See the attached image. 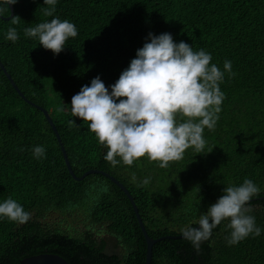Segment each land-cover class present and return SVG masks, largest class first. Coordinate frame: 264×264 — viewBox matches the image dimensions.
Instances as JSON below:
<instances>
[{"label": "trees", "instance_id": "obj_1", "mask_svg": "<svg viewBox=\"0 0 264 264\" xmlns=\"http://www.w3.org/2000/svg\"><path fill=\"white\" fill-rule=\"evenodd\" d=\"M10 6L16 24L2 19ZM10 6L0 13V63L26 100L49 112L77 178L96 170L125 187L148 237L162 238L151 264H264V0H57L51 17L44 0ZM53 18L78 31L59 55L24 32ZM9 28L18 33L15 43L6 39ZM150 33L211 54V64L224 72L225 99L215 129H204L203 153L189 148L163 169L147 157L113 167L88 124L72 116L71 100L96 77L111 92ZM36 146L45 148L44 158H35ZM145 178L150 183L140 186ZM246 178L260 190L246 206L261 234L229 245L225 220L197 250L182 230L198 227L224 188ZM9 198L31 218L20 224L0 217V264L41 254L68 264H145V239L125 193L101 174L74 180L43 113L0 68V203Z\"/></svg>", "mask_w": 264, "mask_h": 264}, {"label": "clouds", "instance_id": "obj_2", "mask_svg": "<svg viewBox=\"0 0 264 264\" xmlns=\"http://www.w3.org/2000/svg\"><path fill=\"white\" fill-rule=\"evenodd\" d=\"M17 2L2 0L0 13L9 11V6ZM56 3L57 0H44L45 5L51 6L45 8L46 16H53ZM19 20L13 17L11 23ZM24 32L28 37L38 38L39 44L54 55L64 50L69 38L78 35L73 23L58 18L28 27ZM6 39L13 43L19 39L15 28H9ZM149 40L137 50L136 58L111 86V92L96 77L71 100L72 116L88 124L99 144L107 149L104 159L113 167L120 161L131 167L147 157L150 163L156 162L163 169L170 162L182 160L189 148L203 153L204 129H215L225 99L219 87L224 72L211 64V54L203 49L195 52L183 41L177 44L167 33L159 36L150 33ZM223 67L231 73L230 61H225ZM45 151L43 146H36L33 155L41 159ZM132 181H136L135 173ZM149 183L150 178H145L140 186ZM259 191L247 178L238 187H225L217 202L200 215L199 227L182 230L183 238L198 250L211 237L212 230L225 220L230 221L228 227L232 230L229 245L238 244L250 235L259 236L261 229L256 226L255 217L248 215L251 209L246 206ZM0 217L24 224L31 215L9 198L0 203Z\"/></svg>", "mask_w": 264, "mask_h": 264}, {"label": "water", "instance_id": "obj_3", "mask_svg": "<svg viewBox=\"0 0 264 264\" xmlns=\"http://www.w3.org/2000/svg\"><path fill=\"white\" fill-rule=\"evenodd\" d=\"M13 16V8L10 6V16L7 17V18H2L3 20L5 21H8L12 18ZM0 68L2 69V71L4 72V74L6 75V77L8 78L10 84L12 85V87L15 89V91L18 93V95L26 102L28 103L29 105H32L33 107H35L36 109H38L39 111H41L44 115V117L46 118L47 122L49 123L52 131L54 132L55 134V137H56V140L58 142V144L60 145V148H61V152L63 154V158H64V161H65V165L67 167V170L69 172V174L71 175V177L76 180V181H80L82 179H84L85 177H87L88 175H91V174H101L107 178H109L115 185H117L121 191H123L125 193V195L127 196L128 200L130 201L132 207H133V210H134V213L136 215V218H137V221H138V224L140 226V229L142 231V234H143V237L145 239V243H146V257H145V264H151V258H152V248L153 246L159 242L161 239H151L150 237H148L146 231H145V228H144V225L141 221V218L139 216V213H138V210H137V207L132 199V197L129 195V193L127 192V190L125 189V187L120 184L117 180H115L113 177H110L108 176L107 174L103 173V172H100V171H96V170H90V171H87L86 173H84L82 175V177L80 178H77L72 169H71V166L69 164V161L67 159V155L65 153V149L63 147V145L61 144V140H60V136L59 134L57 133L56 131V128L50 118V114L48 111L32 104L31 102H29L28 100H26L23 96V94H21V92L19 91V89L17 88V86L15 85V83L13 82V80L10 78L9 74L7 73V71L5 70V68L3 67V65L0 63ZM199 227V226H198ZM196 227V228H198ZM176 238H182V237H176ZM19 264H68L64 259H62L61 257L57 256V255H52V254H41V255H37V256H32V257H29V258H26L22 261H20Z\"/></svg>", "mask_w": 264, "mask_h": 264}]
</instances>
